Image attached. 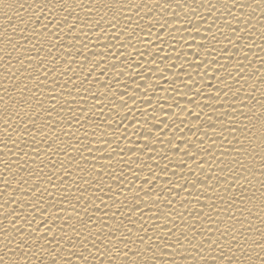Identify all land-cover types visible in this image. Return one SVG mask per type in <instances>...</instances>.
Here are the masks:
<instances>
[{
	"label": "bare ground",
	"instance_id": "1",
	"mask_svg": "<svg viewBox=\"0 0 264 264\" xmlns=\"http://www.w3.org/2000/svg\"><path fill=\"white\" fill-rule=\"evenodd\" d=\"M232 3L233 0H5L4 4H0V57H3L0 59V97L4 98L9 108L12 102L19 104L20 101L14 121L5 113V104L0 103V161L12 162V171L5 169L4 164L0 163V174L6 173L0 179L6 178L12 185L8 192H4V185L0 183V193H3L0 194V204L5 205L0 209V220L4 219V215H7L5 213L12 207L15 209V204L5 203L9 193L15 190L9 203L16 199L24 204L22 215L29 219L33 216L36 220L40 219L30 206L39 200L44 207L49 208V213L59 215L63 209L62 220L72 217L68 220L69 224L83 227L73 212L72 205H75L79 216L88 225L86 232H95L99 227L97 217L107 221L113 228L122 219L124 224L132 227L127 216L135 206L137 192L140 198H144L139 187L149 178L151 170L158 179H155L152 186L154 191L147 198L149 205L142 204L141 207L143 222L153 238L155 234L152 225H163L166 222L165 214L171 213L181 230L187 231L194 225L198 234L193 242L199 244L203 241L207 247L226 227L235 225L237 230L241 229V225L235 220L228 219L235 211V208L228 209V203L237 197L236 207H248L253 214L249 215L245 211L241 216L240 212H236V216L243 221L245 228L252 227L253 231L249 235L259 239V232L255 230H264V224L261 223L264 220V210H261L262 198L258 191L260 181L264 180L258 171L260 155L240 157L248 164L249 172L245 175L252 181L247 196L254 197L250 203L248 200L242 203L238 199L239 189L235 185L226 191L232 181L226 165H230L235 155L226 150L230 148V141L235 143L228 131L232 126L229 117L233 107L237 112L234 117L237 128L242 127L240 120L243 117L239 115L240 112L248 113L250 108L256 112L264 111L259 106L260 102H264V84L260 82L264 78V11L255 8L253 0H237L238 4H245L243 13L238 7H232ZM45 4L48 7L41 12L40 9ZM248 4H252L255 12L252 13ZM50 12L55 13L56 20H49L48 30L55 35L38 34L33 37V30L39 32L40 29V25L34 23L36 17L39 15L41 23H46L44 17ZM229 12L234 16H230ZM65 16L68 17V24L74 22V17H79L78 27L69 31L67 25H61V30L57 31L56 23ZM101 17L105 18L102 23ZM249 20L250 24L245 27ZM113 21L115 27L110 26ZM98 23L99 27L96 26ZM230 27L238 29L239 40L231 36ZM25 37H28L27 42ZM8 39L19 42V52L6 45ZM229 39L233 44L229 43ZM33 45L41 49L39 57L36 56L37 49ZM49 49L51 55L48 54ZM9 52L11 58L7 55ZM245 54L248 59L243 58ZM25 56L32 58L30 67L26 59L24 65L19 63ZM238 65L243 67L241 75L244 78L237 82ZM93 68L96 70L91 76H87V72ZM120 72L124 74L118 75ZM245 79L247 83L244 82ZM89 81L92 83L89 84ZM39 82L42 84L37 91L35 86ZM225 84L232 89L227 98L221 93L219 99H212ZM252 85H256L258 90L252 92ZM77 87L79 93L76 91ZM88 88L91 89L90 92L85 91ZM198 90L202 94H197ZM113 92L117 97H124L127 101L126 108L130 111L117 106L109 115ZM105 93L108 95L105 96ZM129 96H134L135 99H129ZM9 97L12 98L11 101ZM23 99L30 101L31 108L23 105ZM97 99L102 101V107L93 109ZM49 112L51 118L47 115ZM73 112L79 117V123L74 121L69 125ZM26 115L41 126L43 132L36 134L39 130L31 125L25 130H31L35 134V141L28 133H24L21 138L13 132V139L17 140L14 147L4 134V120L9 119L10 124L14 123L13 128L20 130L18 124H21ZM124 116L127 119L121 122V117ZM197 116L200 117L199 120L196 119ZM207 117H211V122ZM107 121H111V127H108ZM254 123L256 138L253 144L257 153H260L262 145L259 136L264 130L258 122ZM46 124H52L55 130ZM9 131L12 132V129ZM205 131L207 136L204 135ZM64 132L70 135L65 136ZM236 135L240 137L241 133L238 131ZM145 137L149 143L144 151H140L139 147L143 146ZM77 138L81 143L91 146L93 156L89 157L85 151V160L79 152L68 149L74 156L69 163L63 149L69 141L77 143ZM53 140L56 142L49 147L48 142ZM181 140L188 141L189 152H195V148L191 147L192 142L201 147L196 163L202 164L204 171H200L193 160L184 155L186 145ZM104 141H107V145ZM176 148L181 151H176ZM36 149L40 152L39 156L34 153ZM137 156L139 159H136ZM181 161H184L182 168ZM61 164H65V170L70 173L63 183L57 178V175L63 174V170L58 172ZM105 164L109 166L105 168ZM165 164L168 165V172L162 171ZM232 167L235 171L238 166ZM41 168L42 174L39 172ZM139 168H143V171ZM173 170L177 172L176 176H172ZM121 172L125 179L120 183L114 182L111 176L119 178ZM181 175L186 176L189 181L196 179L197 175L201 179L205 175L220 179L219 183L210 179L212 186H203L206 192L193 189L189 184L187 192L192 195L181 192L179 195L174 193L168 196L164 187L170 185V180L182 183ZM46 176L52 178V184L56 187L47 183ZM136 176L140 178L136 179ZM22 180H27V184H23ZM85 181H91V185ZM34 183H40L42 200L40 194L36 199L29 195ZM240 183L245 181L241 179ZM97 185H103V191L97 192ZM45 188L48 193H43ZM81 193L84 199L77 204L76 197ZM158 193L161 194V201L158 205L152 204V198ZM185 196L187 201L182 199ZM166 199L172 201L171 208L165 204ZM118 202L121 203L119 209L116 207ZM50 204H55V207H49ZM85 209L92 217L91 220L85 215ZM105 212L108 213L107 216L104 215ZM113 212L116 213L114 220L110 219ZM189 212L192 213L191 216ZM177 213L183 214V221ZM132 219L139 224L140 212L132 214ZM62 220H57L54 231L58 230ZM168 223L171 226V221ZM7 225L8 221L5 219L0 229ZM31 226L38 227L35 223ZM8 230L11 231L10 228ZM120 232H124V229L121 228ZM120 232L117 233L118 236ZM155 232L158 233L159 229ZM135 233L136 229L133 228L134 237ZM68 235L71 236L72 233L69 232ZM175 238L172 237L173 240ZM2 240L3 235L0 233V241ZM61 244L71 247L67 240ZM0 255H4L2 243ZM7 255L12 256L11 253ZM43 255L38 253V256ZM38 256L31 257L29 254L30 264H40ZM17 257L24 262V257ZM47 260L48 257L44 256L43 264H47ZM177 260L180 264H189L191 256L187 261H180L179 257Z\"/></svg>",
	"mask_w": 264,
	"mask_h": 264
},
{
	"label": "snow or ice",
	"instance_id": "2",
	"mask_svg": "<svg viewBox=\"0 0 264 264\" xmlns=\"http://www.w3.org/2000/svg\"><path fill=\"white\" fill-rule=\"evenodd\" d=\"M5 0H0V4H4ZM253 3L255 4V8H261L262 11H264V0H253ZM6 7H10V5H5ZM63 7V5H60ZM179 6V5H178ZM22 7V5H21ZM48 7L47 4L43 5L40 9V11H43V8ZM83 7V6H82ZM232 7H238L239 11L241 13L244 12L245 4L244 3H237V0H233ZM247 7L252 9V13L255 12V8L252 7V4H248ZM68 13L71 12L68 9H65ZM89 13L91 12V8L88 9ZM72 13V12H71ZM73 15V14H72ZM230 16H234L233 14H230ZM236 17V16H235ZM44 19L47 21L46 23H41L40 16L38 15L36 17V20L34 21L35 24L40 25L39 32L36 30H33L32 36L35 37L38 34H49V35H55V33H49L48 30V24L49 20L52 19L53 21L56 20V16L54 12H50L47 16L44 17ZM104 17H101V23L104 22ZM234 19V18H233ZM78 20L79 17H74V22L72 24H68V17L65 16L63 20L58 21L56 23V29L57 31L61 30V25H67L69 31H72L73 29L78 27ZM250 20L245 23V27L250 24ZM97 27L100 26L98 23L96 25ZM111 27H115V21L110 25ZM240 31H243V29H239ZM238 29L235 27H230V34L233 37H236L237 40L240 39L239 36H237ZM28 37H25V40L27 42ZM57 43H59L57 41ZM229 43L233 44V41L229 39ZM6 45L11 49H15L16 52L20 51V47H17L19 45V42H13L12 39H8L6 41ZM235 46V45H234ZM34 48H36V56L39 57L41 54V49L37 48L36 45H33ZM55 47V45H53ZM83 47V45H82ZM246 47V45H245ZM237 51H239V48H237ZM49 55H51V49H49ZM8 56L11 58V52L7 53ZM70 55V54H69ZM245 59H248L247 55L245 54ZM0 59H3V57H0ZM25 59L28 61V66H31L32 58L31 57H23L19 60V63L21 65H24ZM42 63V61H41ZM98 67V65H97ZM115 67V65H113ZM262 67H264V64H262ZM10 68V66H9ZM237 82L239 79L244 78V75H241L243 73V67L241 65H238L237 67ZM96 69L93 68L87 72V76H91L92 72ZM219 71V69H217ZM123 72H120L118 75H123ZM45 79H47V76H45ZM86 79V77H85ZM244 82L247 83V79L244 80ZM260 82L264 84V78L260 79ZM89 84L92 82L89 81ZM42 82H39L35 87L37 91H39L40 86ZM73 84L75 85V81H73ZM185 87H190L189 85H185ZM252 92H255L258 90V87L256 85H252ZM139 88V85H137V89ZM227 89V91H225ZM77 93H79V88H76ZM86 92H90L91 89H85ZM232 89L225 84L223 88L219 89L217 93L212 96V99H219L221 96V93H223L224 98H227L228 92H231ZM239 91V90H237ZM197 94H202L199 90ZM21 95L23 96V92H21ZM35 96V93L33 94ZM105 96L108 95V93L104 94ZM264 95V93H262ZM111 97L113 100V103L110 106L109 109V115H111L112 112L116 110V107H125L127 106V101L124 99L123 96L117 97L115 92L111 93ZM233 97H235V94H233ZM129 99H135L134 96H129ZM254 99V97H253ZM9 100L11 101L12 98L9 97ZM24 103L23 105H27L29 108H31L30 101L27 99H23ZM147 102V101H146ZM0 103L5 104V112L7 116H11L12 120H15V117L18 115V112L16 109L20 105L16 102H12L11 106L13 108V111H15V115L13 116V111L11 113H8V103L4 101L3 97H0ZM39 105V101L37 102ZM97 106L102 107V101L100 99L96 100V103L93 105V109H95ZM207 107V105H205ZM260 108L264 109V102H260ZM255 105H253V108ZM126 110L130 111V109ZM63 112V109H61V113ZM247 114V115H245ZM48 117L51 118V113H47ZM225 115H228L225 113ZM237 115L235 107H233L232 114L229 117L230 120H232V126L228 129L229 134L232 135L233 140L235 143L229 142L230 148L227 151H230L234 153V157L230 162V165H226L228 168L229 174L232 176V181L228 186V189L226 191L231 190L233 185H235L239 189V195L238 199L243 203L245 200H248V202H251L252 198H249L247 196L249 187L252 186V181L248 179V176L245 175V173L249 172V166L245 162H243L240 157L242 156H251L255 157L256 155H260V168H259V176L264 177V131L261 132L259 139L261 140V151L260 153H257L256 147L253 144V140L256 138V133L253 131V129L256 127L255 122H258L260 124V127L262 130H264V111L256 112L253 111L252 108L248 110V113L240 112L239 115L243 117L242 120H240V125L242 127L237 128L234 117ZM123 119H127L126 116L121 117V122ZM197 120L200 119L199 116L196 117ZM207 120L211 122V117H207ZM26 121V122H25ZM79 123V117L75 112L72 113V118L68 121L69 125H71L73 122ZM14 124V123H13ZM13 124L9 123V119L4 120V134L8 137V141L11 142V144L15 147L17 145V140L13 139V132L18 137H23L24 133H28L29 137L35 141V134L32 133V131H25L29 129V126H33L32 128H37L39 131L36 134H39L40 132H43V128L35 123L34 120L31 119L30 116H25V118L21 121V124L19 125L20 130H16L13 128ZM47 127L53 128V131L55 130V127L52 126V124H46ZM108 127L112 126L111 121H107ZM156 127H159V124L155 125ZM117 127H119V123L117 124ZM9 129H12V132L9 131ZM191 131V129H189ZM241 133V136L238 137L236 135L237 132ZM207 131H205L204 135L207 136ZM63 135L68 136L70 135L67 132H64ZM85 137H87V133L85 132ZM149 135L151 133L149 132ZM242 137V138H241ZM57 139H59V136H57ZM56 141H50L49 147L51 146V143H55ZM181 143L186 145V148L183 150L184 155L188 157L189 160H193L195 166L200 169V171H204V167L202 164L196 163L198 157L197 153H200L202 151L201 147L197 145L195 142H192L191 147L195 148V152H189L188 150V141L187 140H181ZM247 142V147H246ZM104 143L107 145V141H104ZM149 141L147 140V137H145L143 146L139 147L140 151H144V149L147 147ZM171 143V141H169ZM202 143V141H201ZM215 145V141H213V146ZM7 147V144L5 145ZM68 149H72L74 152H79L82 159L87 160V157H84L83 153L86 151L88 153L89 157L93 156V151L91 146L89 144H83L79 141V138H77V143L73 144L71 141H69L66 146L63 149L64 155L68 158V162L71 163L72 159H74V156H72ZM176 151H181L179 148L175 149ZM114 151V150H113ZM123 151V149H121ZM131 151V149H129ZM151 151V149H149ZM34 153L36 156L40 155V152L38 149L34 150ZM223 155V154H222ZM95 159V157H93ZM123 159V157H121ZM136 159H139V156L136 157ZM129 160H131V157H129ZM0 163L4 164L5 169L8 171H12L11 163L10 161H0ZM110 163V162H109ZM108 164H105L104 167H108ZM147 166V165H145ZM184 166V161H181L180 167L182 168ZM232 166H238L236 170H233ZM53 168L55 169V163L53 162ZM66 165L61 164V169L63 170L62 175H57V178L61 181V183L64 182V180L67 178V176L70 174L68 171L65 170ZM140 171H143V168H139ZM162 171L168 172L169 168L168 165L165 164L162 168ZM192 169L189 168V173H191ZM221 171H224V169H221ZM39 172L42 174L43 169H39ZM15 174V173H13ZM31 174V173H30ZM177 172L175 170L172 171V176H176ZM6 176V173L0 174V177ZM16 178V177H15ZM139 176H136V179H139ZM45 179L47 180V183L51 185L52 187H56L54 184H52V178L50 176H46ZM83 179V177H81ZM111 179H113L114 182L120 183L125 179V175L123 172H121L119 178L115 176H111ZM155 179H158V177H155L151 170H149V178L145 179L143 185L139 187V191L144 193V198H140L139 192H137L136 198H135V206L132 208V211L130 214H128L127 219L129 223L132 225V227H128L127 224H124L123 219L121 220L120 224L115 226V228L112 227L111 224H109L107 221L101 219L100 217H97V222L99 224V227L96 228L95 232L88 230L87 232L85 230L88 229V225L83 222V219L79 216V212L76 210L75 205H72L73 212L76 215V218L80 221L83 227H77L74 224H69L68 220L72 219V217H68L67 219H63V213L64 210L61 209L60 214L57 215L56 213H49V208L44 207L39 200L35 204H31V209L34 213H36L40 219L36 220L35 216H33L31 219L25 217L22 215L25 205L22 203H19L16 199H12L9 203V198L13 197L15 194V190L12 193H9V198L5 202L6 204H15V209L12 207L10 211H7L4 215V219L0 220V225H4L5 219L8 221V225L2 229H0V233L3 235V240L0 241V243L3 244V251L5 254L11 253L13 256H19L24 257V264H30V258L31 257L38 256V253H43V256H38V259L40 260V264H43L44 256L48 257L47 264H116V261H119V264H180V262L177 260V257L180 258V261H187L188 257L191 256V261L189 264H264V230L256 229L255 231L259 232V239H254L252 235H249L253 231L252 227H244L243 221L239 219V217L236 216V212H240L241 216L244 214L245 211L249 213V215H252V211L248 207L239 208L235 205V200L237 197H234L231 202L228 203V209L231 210L235 208V211L232 212L230 216H228L229 220H235L236 223L241 225V229L237 230L235 228V225H232L231 227H226V230L224 232L220 233V236L217 237L215 240H211L210 243L205 247L203 241H201L199 244L194 243L193 241L196 239L197 231L195 230V226L193 225L191 228H189L187 231L181 230L177 223L175 222L174 218L172 217L171 213L165 214L166 222L163 225L160 224H154L152 225L155 238H153V235H149V228L144 224L143 222V208L141 205L144 206L149 205L148 197L151 195V193L154 191V183ZM180 179L182 180V183L173 182L170 180V185L164 187V192L167 193L168 196H172L174 193L176 195H179L181 192H187V186L190 184L193 189H199L201 192H206V188H204V185L212 186L210 184V179H215L217 183H219V177H209L208 175H205L203 179H201L198 175L196 179H193L189 181L186 176L181 175ZM241 179L245 181V183H240ZM23 184H27V180H22ZM0 183L4 185V192H8L9 189L12 188V185L10 181L6 178L0 179ZM21 183V181H20ZM86 184L91 185V181H85ZM111 191V189H109ZM96 191H103V185H97ZM260 191L261 195V210H264V180L260 181ZM43 193H48V189H43ZM3 194V193H0ZM40 194V199H43V194L41 193L40 183H34V186L29 191V195L33 197V199L37 198V195ZM187 195H192L191 192H187ZM67 199V197H65ZM84 196L83 193L80 194V196L76 197V203L79 204L83 201ZM184 201H187V196L182 198ZM197 201L199 202V196L196 197ZM221 200L223 198L221 197ZM161 201V194L158 193L155 197L152 198V204L158 205ZM165 204L171 208L172 207V201L170 199H166ZM4 204H0V209L4 208ZM49 207H55V204H50ZM117 209L121 207V203L116 204ZM211 207V205H209ZM215 211V209H213ZM97 211H99V207L97 206ZM140 212V223L137 224L136 220L132 219V214L135 212ZM46 214L47 217H46ZM85 215H88L87 210L85 209ZM105 216L108 215L107 212L104 213ZM123 215V214H122ZM177 215L180 216L181 221H183L184 216L182 213H177ZM192 213L189 212V216H191ZM259 219V216L257 217ZM88 219L91 220L92 217L88 215ZM110 219H116V213L113 212L111 214ZM218 219V217H217ZM57 220H62V223L60 224L58 230L54 231V228H56ZM21 221L23 223H21ZM168 221H171V226H169ZM35 223L38 225V227H32L31 225ZM261 223L264 224V220H261ZM17 225L20 227L17 228ZM25 225H28L29 227L26 228ZM8 228L11 229V231L8 230ZM105 228L107 231H105ZM123 228L124 232H120V229ZM133 228L136 229L135 237L133 236ZM20 229H23L22 231ZM159 229V232L156 233L155 230ZM217 231L219 229L217 228ZM71 232L72 235L69 236L68 233ZM120 232V235L118 236L117 233ZM189 232H191V236H189ZM34 234V235H33ZM200 235H203L202 232L199 233ZM175 236L176 238L173 240L172 237ZM181 237L183 239H181ZM67 240V244L71 245V247L62 246L61 242ZM15 241V243H13ZM139 241V243H137ZM215 245V247H213ZM33 249H36V251H33ZM66 253V254H65ZM149 253L151 255H149ZM215 253V254H211ZM239 253V256L237 255ZM75 257V259H73ZM0 264H5V256H0ZM9 264H18V262H9Z\"/></svg>",
	"mask_w": 264,
	"mask_h": 264
},
{
	"label": "clouds",
	"instance_id": "3",
	"mask_svg": "<svg viewBox=\"0 0 264 264\" xmlns=\"http://www.w3.org/2000/svg\"><path fill=\"white\" fill-rule=\"evenodd\" d=\"M13 111L12 106H10V108H8V113H11ZM6 113V112H5ZM149 255H151L149 253ZM0 256H7V259H5V264H9V262H18V264H24L23 261H21L17 256H8L7 254L4 253V255H0Z\"/></svg>",
	"mask_w": 264,
	"mask_h": 264
}]
</instances>
